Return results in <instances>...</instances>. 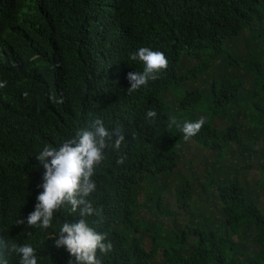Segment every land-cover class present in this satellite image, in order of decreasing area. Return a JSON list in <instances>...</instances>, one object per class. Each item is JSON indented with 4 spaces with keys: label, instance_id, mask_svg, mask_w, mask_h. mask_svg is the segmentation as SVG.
I'll return each instance as SVG.
<instances>
[{
    "label": "trees",
    "instance_id": "trees-1",
    "mask_svg": "<svg viewBox=\"0 0 264 264\" xmlns=\"http://www.w3.org/2000/svg\"><path fill=\"white\" fill-rule=\"evenodd\" d=\"M140 47L169 66L127 95ZM0 83V239L76 264L53 235L78 211L48 229L16 221L43 191L37 153L100 118L125 128L87 198L114 246L102 264H264V0H0ZM170 116L205 123L185 140Z\"/></svg>",
    "mask_w": 264,
    "mask_h": 264
},
{
    "label": "clouds",
    "instance_id": "clouds-1",
    "mask_svg": "<svg viewBox=\"0 0 264 264\" xmlns=\"http://www.w3.org/2000/svg\"><path fill=\"white\" fill-rule=\"evenodd\" d=\"M129 59L140 61L143 70L127 73L130 84L127 95L137 92L149 81L157 80L159 74L169 66L165 54L150 47H140L130 54ZM5 83H0V88ZM146 117L155 123L157 112L148 110ZM204 123V118L180 122L175 116L169 117V127L178 128L185 140L198 134ZM124 141L123 125L117 123L109 128L102 119L97 118L91 122L90 128L78 129L72 138L64 140L59 146L45 144L35 156L44 169L43 182L39 185L43 191L36 197L34 210L25 219H18L16 224L48 229L52 226L54 215L70 206L73 213L78 211L80 218L75 222L65 220L62 223L53 235L55 247L65 248L70 256L75 257L76 264H102L97 254H107L114 246L112 241L107 240L106 233L98 232L88 223L86 218L99 215V212L87 198L96 191L97 185L92 178L105 160V149L118 151ZM116 163L123 164L124 158H118ZM3 249L9 254L18 255L19 264H38L36 250L31 244L0 239V250Z\"/></svg>",
    "mask_w": 264,
    "mask_h": 264
},
{
    "label": "rangeland",
    "instance_id": "rangeland-1",
    "mask_svg": "<svg viewBox=\"0 0 264 264\" xmlns=\"http://www.w3.org/2000/svg\"><path fill=\"white\" fill-rule=\"evenodd\" d=\"M237 43H240V41H237ZM245 80H247L248 82H246V84H247V86H248V84L250 83L249 82V80H248V78H245ZM217 123H219L218 121H217ZM264 144V143H263ZM252 162L250 161V160H248L247 161V164H251ZM253 169L250 171V173H249V177L251 178V181H255V180H257V179H262L263 178V175H262V173L260 172V170L256 167V163L254 162V165H253V167H252ZM171 200H174V199H171ZM197 199H189V201L191 202V203H194L195 201H196ZM174 208V207H173Z\"/></svg>",
    "mask_w": 264,
    "mask_h": 264
}]
</instances>
